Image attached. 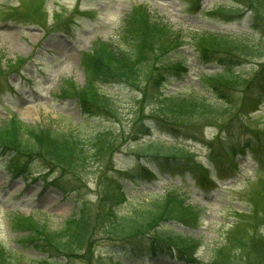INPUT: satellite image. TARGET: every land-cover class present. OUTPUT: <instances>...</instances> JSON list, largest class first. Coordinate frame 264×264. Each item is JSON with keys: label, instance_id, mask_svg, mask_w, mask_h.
Segmentation results:
<instances>
[{"label": "rangeland", "instance_id": "1", "mask_svg": "<svg viewBox=\"0 0 264 264\" xmlns=\"http://www.w3.org/2000/svg\"><path fill=\"white\" fill-rule=\"evenodd\" d=\"M77 1L0 0V67L6 74L21 70L11 75V83L16 84L17 94L10 93L8 88L0 96V128L3 119L15 116L31 128L76 130L81 133L82 138L94 136L100 130L109 129L116 134L120 131L122 136L117 138L116 149L111 154L113 170L126 169L130 176L124 181L123 196L117 194V198L103 201L102 196L108 195L104 192V182L116 175L110 174V162L95 159L90 162V168L76 171L81 172L78 173L80 177H74L70 172L65 173L66 177L62 181L66 182V190L77 187L74 196L63 195L66 193L64 189L53 193L56 196L53 198L49 194L53 189L43 190L41 180L34 183L25 179L28 182L26 185L22 177L12 178L10 172L0 163V247H6L11 258L22 263H32L47 256L37 247L23 241V232L27 225L24 219H16L17 216L23 215L31 223L41 224L51 231L65 228L70 231L73 227L69 221L84 210L93 215V222H107L108 219H105L103 213L108 207L115 210L118 216L128 215L134 205L142 200L150 203V199H161L174 190L186 198V216L190 225L170 222L164 227L170 228L177 236L199 240L201 247L197 252L198 262L184 263L162 254L155 258L148 255L142 260L134 252L119 251L117 242L109 238L100 223L95 228L91 244L88 243L84 249L86 252L79 257L61 256L58 258L59 264H210L213 261V251L223 244L230 227L236 226L238 222L245 225L237 229L239 236L242 234L245 238V233H248L262 242L264 163L256 161L251 152L245 156H236L232 150L244 144L246 136L241 131L246 126L247 130L260 134L264 145V102L251 117L249 114L256 108L255 102L252 101L241 110L238 106L242 94L245 93L243 91L251 86L249 82L254 76L252 73L264 66V57L250 59L248 64L243 63L241 73L247 77L238 78V83H232L235 90L226 89L225 96L220 97L216 93V87H209V84L201 80V75L211 76L222 71V64L216 61L200 64V43H197V39L202 35L206 36V32L243 36L248 43L259 47V53L264 54V29L258 24L256 28L252 26V22H249L250 13L245 15V9L238 1L234 5L240 6L241 17H229L220 12V7L233 5L230 0H202L197 7H192L195 0H83L82 9L88 7L92 14L84 13L81 20H74L72 24V19H68V16L75 9ZM144 4H147L157 23L168 24L170 31L181 35V38L173 43L170 52L149 54L150 60L146 57L139 67L138 78L141 77V81L138 85L142 89L133 87L132 83L112 82L101 86L118 109L116 116H109L104 112L93 116L87 114L74 99L62 98L60 90L66 81L72 79L78 87L87 82L88 72L81 60L82 53L88 52L97 40L112 41L122 49L129 48L120 35L128 18L133 17V22L138 24L133 14L139 5ZM8 5H20L10 13L13 12L16 17L25 20L19 22L10 19L7 16ZM61 20L63 23L72 24L70 31L66 32L65 28L59 27L52 30ZM160 35L164 34H154L151 43L157 45L162 41ZM235 50L234 52L239 53V49ZM166 58H173L170 63L172 68L167 69L164 66ZM177 61H184L188 70L184 72L181 67H174ZM236 66L238 65L235 64L234 68ZM207 90L216 94L207 93ZM142 91L146 94L143 95ZM197 93H206L213 100L221 98L226 101L227 97H231L232 103H228L226 107L232 110L221 115L188 112L180 118L161 115L158 110L159 97L163 94L189 97ZM136 123L149 126L150 131L136 132ZM132 138L136 140L133 141ZM155 139L168 141L175 149H183L197 157L198 161L211 168L210 174L214 183L204 186L199 180V171L194 172V177L197 178L195 180L193 176L184 173L180 165L161 168L157 162L155 179L144 177L138 157L132 151H137V146L142 148L140 144ZM218 158L225 161V167L232 159L239 163L240 170L236 177L223 176L234 173L229 167L228 170H223L226 174L219 172L222 165ZM32 166L35 175L43 171L40 163ZM45 197L52 198L57 206L47 204ZM258 216L263 219L250 224ZM254 228L256 232L252 234ZM254 241L256 242L251 240L252 245H255ZM233 244L234 242L229 248ZM224 255L233 264H253V250L250 252V260L240 247L232 252L227 249ZM260 257L262 260L259 264H264V253ZM257 258L259 254H255L254 261Z\"/></svg>", "mask_w": 264, "mask_h": 264}, {"label": "trees", "instance_id": "2", "mask_svg": "<svg viewBox=\"0 0 264 264\" xmlns=\"http://www.w3.org/2000/svg\"><path fill=\"white\" fill-rule=\"evenodd\" d=\"M234 1H238L237 3L240 6L250 11L249 20L252 22L253 27L256 28V24H258L260 28L264 29V0ZM133 16H135L138 24L133 22V17L128 18L120 35L122 40L125 39L128 43L126 46L129 48L118 49L108 42L97 41L92 50L83 55V65L88 72L86 85L78 87L70 80L63 86L64 96L76 99L87 114L94 116L104 112L109 116H116L118 109L113 104L111 97L102 90L101 86L112 82H120L132 83L133 87L142 89L138 85L141 81V77L138 78V75L140 73L139 67L146 60V57L150 60L151 56L149 54L156 55V52L160 54L170 52L173 48V43L181 38V35L178 36L176 32L170 31L171 28L167 24L157 23L145 6L137 7ZM156 33L164 34L160 35L162 36V41L157 45L151 43V38ZM205 35L197 39V43H200L198 51L201 61L199 62H219L222 64L223 71L211 76L202 74L201 80L209 84V87H216L217 95L224 97V90H235L233 82L238 83V78L247 77L241 73L243 72L241 68L243 63L248 64L250 62L248 60L262 58L264 54L259 53V47H254L240 37L221 34ZM217 45L220 47H217ZM235 49H239V53L234 52L236 51ZM171 62H173V58H166L163 63L169 69L172 68ZM169 64L170 66H167ZM235 64L238 66L234 68ZM160 65L163 66V64ZM176 66L181 67L184 72L188 70L184 61H177L174 67ZM2 72L3 70L0 67V75ZM252 74L254 76L252 75L253 77L249 82L251 86L246 91H243L245 93L242 94V100L238 103L239 110L252 101L255 102L256 96H258V92L255 90L257 87H262L264 82V66ZM220 87L224 89H220ZM207 91L213 94L211 93L212 91ZM159 98L160 105L158 110L161 115H169L170 117L180 118L188 112L194 114L210 112L221 115L232 110L230 107H226L228 103H232L231 97L225 99L227 102L221 98H215L214 101L212 97L208 98L203 93H197V95L189 97H183L180 94H165V96H160ZM134 127L137 130L136 132L147 133V127L144 125L140 126V123ZM119 136H122L120 131L116 134V132L107 129L95 132V135L89 138H82L81 133L76 130L56 131L52 128H31L25 126L17 118H12L8 122L3 123L0 128V151L3 154H9L14 166L24 172L30 171L31 163L34 160L39 161L45 172L56 175H54L53 182L65 190L67 187L66 182L62 181L63 177H66L65 173L70 172L74 177H80L78 173L81 172L76 171L90 168V162H94L95 159L103 162L108 161L110 162V174L113 175L114 173L116 176L107 178L106 183L104 182V192L108 195L102 196L104 198L102 200L106 201L112 200L114 197L117 198V194L118 196L120 194L123 196L120 180L125 169L113 170V158L111 155L116 149V141ZM132 140L135 141L136 139L132 138ZM141 146L142 148L137 146V151H132V153H135L139 158L150 157L151 161L153 159L166 161L185 154L181 149H175L173 146L162 142H151L141 144ZM232 152L236 154L234 149ZM76 188L73 187L66 191L73 193ZM187 211L188 207L185 205V199L175 192L165 195L161 199L154 198L150 203H138L134 205L128 215L124 216H118L115 210L108 207L103 213L104 217H106L105 219H108L107 222H93V215L84 210L78 218L73 220L71 224L73 228L70 231L67 229L51 231L41 224L31 223L29 219L21 218L20 220L24 219L27 225L23 232V241L37 247L47 257H41L32 263H22L19 260L10 258L6 249L0 247V264H59L58 258L61 256L68 258L82 256L83 252H86L84 249L88 243L89 245L91 244V240L95 236V228L100 223L103 224V227L101 226L102 230L108 234L109 238L117 242V248L120 251L141 254L148 246L153 250L161 251L169 250L170 246H174L180 251L183 250L192 254L200 246L198 240L177 236L170 228L164 227L170 222L189 224L190 220H187L188 216H186ZM262 219L260 216L254 217L250 224ZM238 228L243 227L237 226L228 231L227 238L224 239L223 244L216 250V253L214 252L213 264H231V262H228L230 258L225 256L224 252L227 249L232 252L239 247L243 249L244 255L249 256V260L250 252L253 250L252 263H260V260H262L260 255L264 253V238L260 237L262 242H259L248 233H245V238H243L242 234L238 235ZM255 228L253 229L254 231H256ZM251 240H256V242L254 241L255 245L251 244ZM232 242L234 244L229 248ZM255 254H259L257 261L256 259L254 261Z\"/></svg>", "mask_w": 264, "mask_h": 264}, {"label": "bare ground", "instance_id": "3", "mask_svg": "<svg viewBox=\"0 0 264 264\" xmlns=\"http://www.w3.org/2000/svg\"><path fill=\"white\" fill-rule=\"evenodd\" d=\"M11 35H13V34H11ZM11 35H10V36H11ZM53 197H54V196H53ZM45 202H46L47 204H52L53 207H56V206H57L56 202H55L54 200L50 199V197H49V198H48V197H45Z\"/></svg>", "mask_w": 264, "mask_h": 264}]
</instances>
